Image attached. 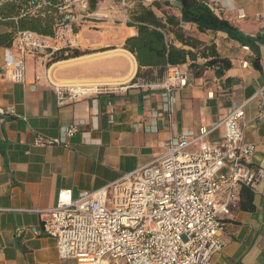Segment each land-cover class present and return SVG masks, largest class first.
I'll return each mask as SVG.
<instances>
[{
    "label": "crops",
    "instance_id": "crops-1",
    "mask_svg": "<svg viewBox=\"0 0 264 264\" xmlns=\"http://www.w3.org/2000/svg\"><path fill=\"white\" fill-rule=\"evenodd\" d=\"M26 1L0 4L5 17L0 19V108L13 111L0 113V264H77L60 258L37 210L53 208L61 190H71L77 198L108 186L162 155L174 137L210 128L241 104L245 141L256 146L251 164L264 168V0H199L249 37L246 45L225 31H200L197 23L184 20L181 0H100L99 21L84 19L76 28L74 49L83 54L58 61L47 53L26 55L24 80L18 82L6 75V51ZM138 3L161 20L164 40L144 38L148 50L132 52L125 45L139 36L134 18ZM177 32L199 44H186ZM170 44L185 51L186 60L175 66L187 73V84H176L166 95L163 87L147 84H160L171 75L172 66L155 65L156 51ZM207 46L231 61L223 75L216 73L217 66L195 74L193 63L203 66L213 58ZM255 52L262 69L251 63ZM65 86L95 90L59 105L56 89ZM72 125L78 132L67 137ZM222 134L219 128L209 139L218 141ZM40 135L67 144L36 145ZM250 190L254 209L241 207V190L223 216L225 246L209 264H264V180Z\"/></svg>",
    "mask_w": 264,
    "mask_h": 264
},
{
    "label": "built area",
    "instance_id": "built-area-1",
    "mask_svg": "<svg viewBox=\"0 0 264 264\" xmlns=\"http://www.w3.org/2000/svg\"><path fill=\"white\" fill-rule=\"evenodd\" d=\"M0 0V4H1ZM100 0H29L21 15L45 16L55 10L51 35L17 30L7 47L6 75L23 81L26 55H53L78 45L77 26L84 19L99 21ZM150 4L156 0H122ZM93 4L97 6L93 8ZM5 17L0 12V19ZM129 21V16L125 17ZM15 53V56L12 52ZM160 84L169 95L176 84H187V73L170 67ZM39 78V77H37ZM56 89L59 105L86 95L89 89ZM262 94V90L259 92ZM245 106H236L210 128L185 131L170 140L162 155L115 182L74 198L61 190L53 208L37 210L43 230L56 240L61 259L77 264H209L225 242L221 233L231 202L243 187L255 189L264 180V168L251 164L256 146L245 141L240 121ZM0 108V113H12ZM222 128V138L209 139ZM77 125L66 130L71 137ZM36 145L67 144L63 138L40 135Z\"/></svg>",
    "mask_w": 264,
    "mask_h": 264
},
{
    "label": "trees",
    "instance_id": "trees-1",
    "mask_svg": "<svg viewBox=\"0 0 264 264\" xmlns=\"http://www.w3.org/2000/svg\"><path fill=\"white\" fill-rule=\"evenodd\" d=\"M52 5H55L59 2V0H48ZM27 3L29 0L26 1ZM182 2V11H183V19L187 21H193L198 24L200 31L206 30H222L227 33L234 39H237L244 43L245 45L251 42L249 37L241 34L236 28H234L228 21L219 18L214 12L203 2L199 0H181ZM25 3L24 6L27 4ZM139 4V3H138ZM139 10L135 12L134 18L138 23L139 36L129 38L126 41L125 47L132 52L144 51L148 45L146 44V40L148 38H152L154 41L162 42L164 40L163 33L161 30L163 29V23L161 20L155 15V13L146 7L139 4ZM49 10L52 13L46 14L45 16H30L25 15L20 17L19 21V29L24 30L29 29L33 31H37L41 34L51 35L54 32L55 27V10L52 7H49ZM21 12V11H20ZM15 34L13 36V39ZM177 37L184 41L186 44L196 46L199 42L193 38H184L180 33L177 32ZM141 38V39H140ZM144 38H147L146 40ZM12 39V41H13ZM148 42V40H147ZM147 45V46H146ZM148 50V49H146ZM205 50L209 51V54L213 56V58L206 61L203 66H198L196 64H192L195 68V74L198 76L202 73L204 67L209 66H217L219 67L216 70V73L220 76L224 74V72L232 67V63L229 59L221 57L218 52L215 50L214 46H207ZM191 54L192 59H195L193 52H189ZM83 54L82 51L70 48L63 49L59 52L54 53L53 61L63 60L71 57H75ZM185 51L176 48L173 44L169 46H162L160 49L156 51L157 62L155 65H161L164 69L167 66H175L183 63L185 59ZM202 55L207 57L208 55L203 51ZM139 63L142 64V60L140 57L136 56ZM253 67L257 69H262L260 64V53L255 52V58L251 60ZM162 73V70L161 72ZM242 200L241 207L243 209H254L253 204V192L249 188H243L241 191Z\"/></svg>",
    "mask_w": 264,
    "mask_h": 264
},
{
    "label": "bare ground",
    "instance_id": "bare-ground-1",
    "mask_svg": "<svg viewBox=\"0 0 264 264\" xmlns=\"http://www.w3.org/2000/svg\"><path fill=\"white\" fill-rule=\"evenodd\" d=\"M129 53V52H128ZM124 59V58H123ZM128 73V72H127ZM83 87H86L85 89H89V91L91 90H95V86H77V89H82Z\"/></svg>",
    "mask_w": 264,
    "mask_h": 264
},
{
    "label": "rangeland",
    "instance_id": "rangeland-1",
    "mask_svg": "<svg viewBox=\"0 0 264 264\" xmlns=\"http://www.w3.org/2000/svg\"><path fill=\"white\" fill-rule=\"evenodd\" d=\"M73 48H75V47H73Z\"/></svg>",
    "mask_w": 264,
    "mask_h": 264
}]
</instances>
